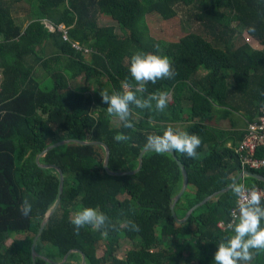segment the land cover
Returning a JSON list of instances; mask_svg holds the SVG:
<instances>
[{
    "label": "trees",
    "instance_id": "trees-1",
    "mask_svg": "<svg viewBox=\"0 0 264 264\" xmlns=\"http://www.w3.org/2000/svg\"><path fill=\"white\" fill-rule=\"evenodd\" d=\"M21 3L33 12L26 25L13 15ZM179 7L196 10L189 18L201 32L169 42L152 37L146 16L169 20ZM100 15L116 22L122 34L99 25ZM59 25L67 28L70 42L62 39ZM137 52L166 56L174 75L136 92L140 99L168 93L165 110L156 111L155 101L151 110L132 105L133 127L126 128L119 119L111 121L100 91L123 93L125 83L136 90L128 68ZM37 67L41 79L34 75ZM262 108L264 0H0V264H82L83 254L85 264H214L218 245L234 234L219 223L229 224L236 196L232 189L221 192L241 173L235 150L245 131L226 132L209 122L212 116H231L236 117L230 119L231 129L241 122L246 128ZM174 125L201 139L195 158L174 152L188 180L174 206L178 218L216 194L182 223L172 204L183 177L169 152L146 151L140 169L128 173L138 167L147 137L163 135L169 127L175 132ZM118 134L131 139L117 142ZM230 137L232 148H227ZM68 139L104 143L108 169L126 174L107 172L99 144L68 142L46 152L40 164L61 168L64 190L37 239L34 261V238L60 185L58 170L41 167L36 159L50 145ZM255 157L264 159V146ZM246 171L264 177L263 171ZM243 184L264 190V183L251 178ZM25 199L32 205L27 217L20 211ZM87 207L108 217L106 228L85 225L77 234L70 218ZM129 221L139 230H130ZM124 239L133 245L122 255L119 241ZM251 251L247 264H264V252Z\"/></svg>",
    "mask_w": 264,
    "mask_h": 264
},
{
    "label": "clouds",
    "instance_id": "clouds-1",
    "mask_svg": "<svg viewBox=\"0 0 264 264\" xmlns=\"http://www.w3.org/2000/svg\"><path fill=\"white\" fill-rule=\"evenodd\" d=\"M132 80L137 85L136 90H130L132 85L125 83L123 93L109 95L106 91H100L102 103L107 105V114L118 118L126 128H132L130 122L131 106L140 109L153 108L163 112L168 106V93L159 92L150 94L146 99L137 97L136 92L146 90L145 86L150 82L155 84L157 80L171 79L174 75L171 61L166 56L152 53H134L130 58L128 68ZM117 142L131 139L124 134L114 137ZM201 145V139L195 134L187 132H174L171 127L167 128L163 135H149L146 147L163 153L174 151L185 154L189 158L197 156V148ZM232 192L238 198V222L229 224V228L234 233L225 242H221L214 253V264H247L252 258V249L257 252H264V227L261 221L264 220V206H262V196L255 189H248L243 184H233ZM32 205L25 199L21 205V215L27 217L31 213ZM108 217L97 209L87 207L75 212L70 218V223L74 226L76 233L85 225H90L95 230L105 229ZM130 230L138 231V225L128 222ZM107 235V232H102Z\"/></svg>",
    "mask_w": 264,
    "mask_h": 264
},
{
    "label": "rangeland",
    "instance_id": "rangeland-1",
    "mask_svg": "<svg viewBox=\"0 0 264 264\" xmlns=\"http://www.w3.org/2000/svg\"><path fill=\"white\" fill-rule=\"evenodd\" d=\"M196 10H192L190 8L179 7L178 8V15L174 18L169 20H162L156 14H149L146 16V23L149 28L150 35L157 40H161L164 42L169 41H177L184 35L190 32H201V27L196 24L193 18H189V14L195 13ZM33 14L32 10L30 9L29 5L26 3L18 4L14 7L13 15L14 18L21 23L22 25H26L30 20L31 15ZM98 24L101 26H113L117 34H122L120 27L116 24V22L112 21L109 16L107 15H100L98 16ZM248 35V34H247ZM252 44L258 46L255 41ZM49 50L46 48V54H49ZM200 75L203 74V71H199ZM35 77L41 79L43 75V71L40 67H37L35 73ZM72 87H76L77 84L72 83ZM87 91L92 93L94 92V85L90 84L87 86ZM118 118L113 117L111 121L114 123L118 122ZM175 132H183V129L180 125H174ZM188 193L190 194L191 188H188ZM120 254H125L133 245L132 241L129 240H120Z\"/></svg>",
    "mask_w": 264,
    "mask_h": 264
},
{
    "label": "water",
    "instance_id": "water-1",
    "mask_svg": "<svg viewBox=\"0 0 264 264\" xmlns=\"http://www.w3.org/2000/svg\"><path fill=\"white\" fill-rule=\"evenodd\" d=\"M68 142H76L78 144H81V145H87V144H99L101 145L104 150H105V159H104V168L107 170V172L111 175H123V174H126V173H116V172H112L111 170L108 169V148L107 146L104 144V143H101V142H86V141H76V140H62V141H59V142H56L52 145H50L49 147H47L42 153H40L38 156H37V163L41 166V167H44V168H55L58 170L59 172V175H60V185H59V194H58V198H57V201L56 203L53 205V207L48 211V213L46 214L45 218L43 219L42 223H41V227H40V230L38 232V234L35 236L34 238V241H33V245H32V254H33V260L35 261L36 259V256L38 255V253L36 252L35 250V244L37 242V239L39 237V235L41 234V232L43 231L49 217L51 216V214H53V212L57 209L60 201H61V195L63 193V190H64V175H63V171L61 170V168H59L58 166H55V165H43V164H40V158L46 153L48 152L49 150L55 148V147H58V146H61V145H64V144H67ZM146 151H153L152 149L148 148V147H145L141 150L140 154H139V157H138V167L136 168L135 171H132V172H128V173H135L137 172L140 167H141V163H142V155L146 152ZM169 152L174 160L176 161L177 165L179 166L180 168V171L182 173V177H183V180H182V186L179 190V192L177 193V195L175 196V199H174V203L172 204V211H173V215L176 217V219L178 220L179 223H182V222H185L188 217L191 215V213L196 209L198 208V206H200L201 204L203 203H206L208 202L211 198H213L215 195L211 196V197H208L206 198L203 202L201 203H197L193 208H191L189 210V212L187 213V215L183 218V219H179L176 212H175V209H174V206H175V203H177V201L179 200V198L183 195V193L185 192L186 188H187V185H188V180H187V174L185 172V169L184 167L182 166L181 162L177 159L174 151H167ZM245 178H251V179H254L258 182H262L264 183V177L263 176H260V175H256V174H251L247 171L245 172H241L237 178L235 179V181L232 183V185L235 183L237 184L238 182H242ZM232 185H230L227 189H225L224 191H222L221 193H225V192H228L229 190L232 189ZM72 251H78V250H72ZM72 251H69L65 256H64V259L62 261V263L64 261L67 260L70 252ZM82 264H85V256L83 254V262Z\"/></svg>",
    "mask_w": 264,
    "mask_h": 264
},
{
    "label": "built area",
    "instance_id": "built-area-1",
    "mask_svg": "<svg viewBox=\"0 0 264 264\" xmlns=\"http://www.w3.org/2000/svg\"><path fill=\"white\" fill-rule=\"evenodd\" d=\"M45 26L52 31L53 26L45 22ZM58 30L62 33V39L64 41L70 42L67 35V28L63 25L58 26ZM72 47L76 50H82L85 53L88 52L87 49L81 48L77 43H72ZM264 146V108H262L260 115L251 121L245 129V134L243 140L239 147L235 150V154L238 155L240 161L241 172L246 170L251 171H263L264 172V159H259L255 157L256 150ZM243 184V181H242ZM244 185V184H243ZM245 186V185H244ZM258 191L262 196V203H264V190L259 188H251ZM250 189V190H251ZM238 198L233 207L229 211L230 221L229 224H233L237 220L235 219L238 216ZM229 224L226 225L224 222H220L219 226L222 229H225Z\"/></svg>",
    "mask_w": 264,
    "mask_h": 264
},
{
    "label": "crops",
    "instance_id": "crops-1",
    "mask_svg": "<svg viewBox=\"0 0 264 264\" xmlns=\"http://www.w3.org/2000/svg\"><path fill=\"white\" fill-rule=\"evenodd\" d=\"M212 117L213 118H212L211 122H209V125L216 128V129L224 130L226 132H229V131L244 132L246 129L244 123H242V122H241L242 126L240 125L236 130H233L230 128V119H233L235 121L236 117L227 116L226 119H222V120H215V116H212ZM227 139H228V141L226 143V147L232 148V141H231L232 137L227 138Z\"/></svg>",
    "mask_w": 264,
    "mask_h": 264
}]
</instances>
